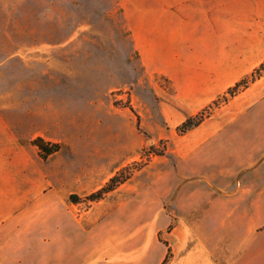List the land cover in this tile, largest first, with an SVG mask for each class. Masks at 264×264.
<instances>
[{"label": "rangeland", "instance_id": "rangeland-1", "mask_svg": "<svg viewBox=\"0 0 264 264\" xmlns=\"http://www.w3.org/2000/svg\"><path fill=\"white\" fill-rule=\"evenodd\" d=\"M120 5L0 0V118L20 123L12 145L37 164L45 192L54 187L59 196V212L44 225L73 238L76 264H109L123 228L167 229L166 215L173 225L179 216L170 201L195 196L200 183L225 186L228 195L230 168L243 173L264 162L254 160L264 151V77L213 104L262 63L243 67L205 42L181 72H156L114 31ZM209 106L199 126L178 132ZM35 137L60 150L38 157ZM125 168L131 175L116 190L84 200ZM73 193L80 202L69 200Z\"/></svg>", "mask_w": 264, "mask_h": 264}, {"label": "crops", "instance_id": "crops-1", "mask_svg": "<svg viewBox=\"0 0 264 264\" xmlns=\"http://www.w3.org/2000/svg\"><path fill=\"white\" fill-rule=\"evenodd\" d=\"M118 1L114 31L126 35L156 72H181L205 42L243 67L264 62V0ZM18 125L5 112L0 118V264H76L73 238L61 239L58 229L44 225L45 215L59 212V196L54 187L45 192L37 164L12 145L14 131L23 132ZM31 151L38 155L32 141ZM258 154L254 160L260 162L264 151ZM241 171L229 169L234 178L228 195L221 194L225 186L200 183L195 196L170 201L179 213L170 231L123 228L109 264H161L167 247L159 233L172 248L168 264H264V162ZM165 223H171L170 214Z\"/></svg>", "mask_w": 264, "mask_h": 264}, {"label": "trees", "instance_id": "trees-1", "mask_svg": "<svg viewBox=\"0 0 264 264\" xmlns=\"http://www.w3.org/2000/svg\"><path fill=\"white\" fill-rule=\"evenodd\" d=\"M263 74H264V62L259 67L255 68L250 75L245 76L243 79L238 81L234 86L228 88L226 92L222 95L221 100L218 99L217 101L213 102V104L217 106L221 101L225 102L229 98H233L234 96L237 95V93L241 89L247 88L249 86V83L256 81ZM210 108H212V106H209V109H204L195 116L186 119L177 127L178 132L184 134L187 131L199 126L206 118L210 116L211 114ZM32 144L38 148V155L42 159H46L60 150V145L58 143H52L50 141L45 140L42 137L34 138L32 140ZM150 148L152 149L154 147H150ZM153 152L155 153V151ZM130 175L131 173H127L126 168L119 171L117 174L112 176L100 189L84 197V200L88 202H94L104 198L109 193L116 190L124 182H126L130 177ZM69 200L72 203H78L80 202L81 197L73 193L70 194ZM172 227H173V223H170L166 230L170 231ZM158 239L167 247L166 256L161 264H168L173 256L172 248L169 245V243L161 237L160 233L158 234Z\"/></svg>", "mask_w": 264, "mask_h": 264}]
</instances>
